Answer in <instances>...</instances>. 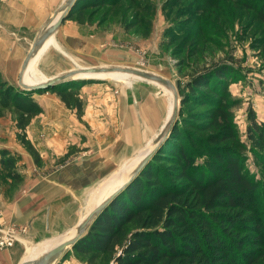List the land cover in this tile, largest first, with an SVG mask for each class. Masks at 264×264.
<instances>
[{"label":"trees","instance_id":"obj_1","mask_svg":"<svg viewBox=\"0 0 264 264\" xmlns=\"http://www.w3.org/2000/svg\"><path fill=\"white\" fill-rule=\"evenodd\" d=\"M90 1L78 0L68 20L92 24L87 10L96 5ZM227 83V74L216 66L197 73L180 90L181 121L141 174L92 224L74 252L92 256L90 264L95 258H103L106 264L258 262L261 236L256 214L264 182L250 175L244 152H251L264 172V122L249 111L247 146L224 105ZM74 84L54 90L69 110L81 115L83 103L72 91ZM45 92L18 90L0 80V118L5 111L15 110L18 127L25 133L32 120L43 114L34 95ZM197 107L208 109L195 113ZM23 143L38 164L37 151L25 139ZM3 151L1 168H14L20 160ZM200 159L203 166L196 164ZM166 162L173 167L163 172L160 164ZM5 177L15 184L23 181L13 170Z\"/></svg>","mask_w":264,"mask_h":264},{"label":"rangeland","instance_id":"obj_2","mask_svg":"<svg viewBox=\"0 0 264 264\" xmlns=\"http://www.w3.org/2000/svg\"><path fill=\"white\" fill-rule=\"evenodd\" d=\"M89 3L96 5L87 10L88 14H92V24L81 26L95 28L100 31V35L109 37L108 41L102 45L103 49L121 51L124 54L116 56L117 59L113 60L119 63L92 67L74 59L55 57L50 66L54 71L66 66H70V71H79L82 68L114 67L136 69L171 81L180 96V90H185L186 84L197 73L219 66L225 71L228 79L225 86L227 96L224 105H227V110L231 113L241 140L243 142L247 140L250 110L254 111L259 121L264 122V0H91ZM56 36L57 34L54 36L55 41ZM58 48H60L59 45ZM35 61L32 69L35 68L38 78L50 79L41 67L36 66L37 58ZM0 80L3 81L1 77ZM7 83L18 90H23L19 81ZM158 85L146 80L123 79L122 76L75 81L72 91L83 103L81 115L76 110H69L55 90L46 91L42 95L55 94L61 108H57V104L53 103L55 110L54 107H52L53 110L50 108L42 122L35 121L33 124L32 120L25 133L18 127V114L15 110L4 112L3 117L0 118V154L5 150L3 152L17 156V160L20 161L12 169H2L3 156L0 155V187L9 183L5 177L8 171L22 173L28 170V159L35 168L42 169L45 162L48 164L51 162L54 167H59L66 163L68 154L71 156L79 152L81 149H78V146H71L64 154L61 147L72 133L77 132L76 124L86 126L84 117L87 106L95 104L107 93L113 94L114 97L110 102L114 104L123 94L137 92V96L130 100L134 101L133 103L138 107L144 105L140 108L142 113L146 115V112H153L158 108L165 112L161 127L151 132V136L145 141L146 144L137 153L127 157L129 163L126 162V167L120 171L126 164L124 163L107 179H104L96 189L91 191L89 199L85 200L82 207L74 212L75 215L64 218V225L60 224L56 231L48 234L41 244L55 241L67 235L70 230L77 229L82 218L100 202L91 201L95 192L108 182L117 184L119 181L117 175L125 174L143 152L150 151L156 138L163 132L166 126L164 121L171 117L173 109L172 96L164 87ZM150 101H153L154 105L148 103ZM207 109V107H197L193 111L202 113ZM180 126L183 130L186 129L185 125L180 124ZM197 136L206 139L207 134H197ZM24 139L31 143L39 154L38 164L24 145ZM85 139V136L80 135V140ZM53 142L56 146L52 147ZM246 145L250 146L247 142ZM244 155L245 167L250 175L264 182L263 168L258 164L255 156L251 152H244ZM196 164L203 166L204 161L200 159ZM160 167L163 172H166L173 165L166 162L161 163ZM116 172L118 173L115 174ZM13 185L16 187L15 183ZM111 188L100 194V200L107 198ZM260 201L256 217L260 224L261 246L259 247L260 258L256 264H264V196ZM67 222L68 225H66ZM91 257H81L70 249L66 257H61L57 264L63 261L70 264H90ZM94 264L106 263L103 258H95Z\"/></svg>","mask_w":264,"mask_h":264},{"label":"crops","instance_id":"obj_3","mask_svg":"<svg viewBox=\"0 0 264 264\" xmlns=\"http://www.w3.org/2000/svg\"><path fill=\"white\" fill-rule=\"evenodd\" d=\"M64 1L0 0V77L3 81H19L21 66L35 39ZM56 34V41L53 38L37 55L36 66L47 73V78L70 71V66L66 65L65 68L54 71L50 66L55 57L74 59L92 67L119 63L113 60L124 54L121 51L103 49L102 45L109 37L100 35V31L95 28L81 26L71 20L63 23ZM31 73L35 81L37 79L41 83L46 80L38 78L35 68ZM135 96L137 92L123 94L112 104L110 100L114 96L107 93L95 104L87 106L84 117L86 126L76 124L77 132L72 133L61 147L64 154L71 146H78L81 149L79 152L73 153L59 167L45 162L42 169L35 168L28 159L29 169L20 173L22 183L15 187L9 180L8 184L0 187V235L12 225L27 229L13 248L0 251V264L30 261L29 255L37 249L35 247L48 234L56 231L60 224L63 226L64 218L73 217L74 212L89 199L91 191L126 163L129 155L137 153L146 144L151 132L161 127L164 110L160 111L158 108L145 115L140 110L144 105L138 107L130 100ZM34 98L42 107L43 114L36 117L33 124L35 121L45 120V114L48 115L50 108L53 110L54 107L55 110L53 103L61 108L59 99L53 93L35 95ZM148 103L154 105L153 101ZM167 120L164 121L165 125ZM80 135L86 139L80 140ZM52 144V147L56 146L55 142ZM103 187L104 184L94 194L91 200L93 203L100 201V190ZM58 264L70 263L63 261Z\"/></svg>","mask_w":264,"mask_h":264},{"label":"water","instance_id":"obj_4","mask_svg":"<svg viewBox=\"0 0 264 264\" xmlns=\"http://www.w3.org/2000/svg\"><path fill=\"white\" fill-rule=\"evenodd\" d=\"M78 0H65L60 9L54 14V16L46 23L43 27L37 38L35 39L21 69L20 77H19V85L24 91H28L31 93H35L37 91L45 90H54L56 87L61 86L63 84L79 81V80H87L84 78H77L78 74L82 73H110V72H120L125 74H131L138 76L141 79H144L148 82L157 83L166 88L173 90L174 92V107L173 112L169 121L167 122L162 133L165 132L164 136H160V139H157L156 147L154 150L150 151L138 164L136 169L130 175L128 181L119 187L108 199H106L103 203H101L89 216L84 219L76 229V235L61 244L55 247L53 250L47 252L45 255L36 260H30L28 262H23L22 264H57L58 260L61 257H66L68 250L73 249L76 244L84 237L87 231L90 229L92 224L99 218V216L105 211L111 203L121 194L123 193L132 183L133 181L141 174L143 169L149 164V162L154 158L157 152L160 150L162 145L168 140L170 137L175 125L178 122V116L181 107V100L179 93L177 91L176 86L169 80L164 79L163 77L154 75L153 73H148L136 69L129 68H92V69H80L79 71H70L68 73L50 78L45 80L42 83H38L36 85H29L25 83V75L29 69L31 61L41 52L47 41H49L52 37L55 36L61 25L70 18V14L74 9ZM92 80V79H91Z\"/></svg>","mask_w":264,"mask_h":264},{"label":"bare ground","instance_id":"obj_5","mask_svg":"<svg viewBox=\"0 0 264 264\" xmlns=\"http://www.w3.org/2000/svg\"><path fill=\"white\" fill-rule=\"evenodd\" d=\"M54 37H52L49 41H51ZM47 41V43L49 42ZM47 43L45 44V46L43 47V49L41 50V52L44 50V48L46 47ZM40 54V53H39ZM38 54V55H39ZM37 58V56L31 61L30 63V66H29V69L25 75L26 77V83L27 84H30V85H36L35 82L38 84L40 83L39 80L36 79H33V74L31 73L32 72V67H33V64L35 62V59ZM82 69H92V68H82ZM113 76H122L123 79H137V80H144V79H141L139 78L138 76H135V75H131V74H125V73H120V72H110V73H82V74H78L76 77L77 78H84V79H107L108 77H113ZM25 80V79H24ZM39 81V82H38ZM44 82V81H43ZM42 83V82H41ZM154 84H157V83H154ZM158 86H161V87H164L162 85H158ZM167 92L172 96L173 98V107H174V92L173 90L169 89V88H166L164 87ZM172 112H173V109H172ZM165 128V127H164ZM164 130V129H163ZM165 135V132L164 133H161L157 138V139H160L162 136ZM161 136V137H160ZM160 137V138H159ZM154 141V144L152 145L150 151L154 150L155 147H156V143L157 141ZM143 152V154L137 159L135 160L136 162L128 168V170L125 172V174L123 175H117V178L119 179L118 183H113V184H110L111 182H108L106 185L104 184V187L101 188L100 190V194H102L105 191H107L106 189L110 190V187L111 188V191L109 192L107 198H102L99 202L98 205L95 206V208L92 210L94 211L101 203H103L106 199H108L119 187H121L122 185H124L128 179L130 178V175L133 173V171L136 169V167L138 166V164L141 162V160L150 152ZM117 178H116V181H117ZM96 193V192H95ZM96 198V197H95ZM92 211L90 213H92ZM90 213L88 215H86L82 221L84 219H86L87 216L90 215ZM73 230V229H72ZM70 230L69 233H67V235L65 236H61L59 238H57L55 241H50V242H46V243H43L41 245H39L37 247L36 250H34V252H32L27 258H29V260H36V259H39L40 257H42L43 255H45L47 252L53 250L55 247H57L59 244L65 242V241H68L70 239H72L75 235H76V228L72 231Z\"/></svg>","mask_w":264,"mask_h":264},{"label":"built area","instance_id":"obj_6","mask_svg":"<svg viewBox=\"0 0 264 264\" xmlns=\"http://www.w3.org/2000/svg\"><path fill=\"white\" fill-rule=\"evenodd\" d=\"M26 232V228L17 225L6 228L0 235V251L13 248L21 235L26 234Z\"/></svg>","mask_w":264,"mask_h":264}]
</instances>
